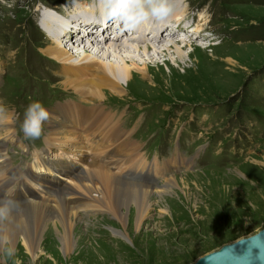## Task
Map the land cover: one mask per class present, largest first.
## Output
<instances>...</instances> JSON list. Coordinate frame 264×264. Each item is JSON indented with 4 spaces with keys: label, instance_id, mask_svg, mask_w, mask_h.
I'll return each instance as SVG.
<instances>
[{
    "label": "rangeland",
    "instance_id": "374dc122",
    "mask_svg": "<svg viewBox=\"0 0 264 264\" xmlns=\"http://www.w3.org/2000/svg\"><path fill=\"white\" fill-rule=\"evenodd\" d=\"M77 1L79 8L85 9L81 6L83 0ZM68 2L67 9L76 0H0V77L4 74L0 91V108L3 109L0 112V143L6 146L9 165L23 171L24 187L33 191H36L33 180L26 176L32 170L39 179H55L60 189L73 184L71 177L34 167L32 152L48 148L49 129L52 128L44 121L38 139L26 138L22 123L27 107L39 102L50 112L51 108L67 101L81 100L89 104L90 100L81 98L73 88H64L62 66L42 54L52 44L47 43L49 38L40 26V12L45 7L60 11ZM167 3L172 7L169 15L161 20L154 17L146 20L143 24L151 25L152 33L143 34L140 29L136 36L143 40L135 39V43H151V36H156L163 23L180 22L183 18L184 22L202 26L207 35L213 37L205 34L199 39L187 37L188 43L185 41V45H181L179 42L184 38L176 36L166 41L162 33L160 37L164 39L153 46L160 45L162 49L158 50L165 51L166 47L176 45L184 53L183 62L177 59L174 49L163 53H154L152 49L146 55L138 51L142 48H130L131 51L121 52L118 58L110 56L107 59L117 63L121 58L135 60L147 64L150 71L151 80L138 77L137 84L127 89L124 96L113 97V92L108 90V98L99 102L106 111L113 110L112 114L121 116L116 125L122 128L124 136L128 133L135 140V149L123 152L126 156L111 163L114 155L105 154L112 148L120 149L118 140L112 137L115 121L107 123L96 116L95 122L89 123L92 125L89 134L81 133L75 139H64L58 144L53 142L47 158L56 159L61 155L67 160L66 154L56 149L64 141L72 142L75 145L69 150L75 155H83L84 159L88 158L84 156L87 154L91 158L88 161L94 158L100 166L125 180L153 184L156 192L162 191L168 180L176 178L177 185H172L174 190L170 188L161 196L166 199L161 207L156 202L159 198L153 200L151 214L140 230H132L128 220L125 229L117 218L105 216L103 210L86 213L79 209L78 215L83 220H77L76 240L67 254L47 246L43 254L48 253L51 258L33 259L22 254L20 260H24V264H194L201 257L264 229V171L259 169L264 165V0H167ZM83 21L93 24L88 19ZM119 26L122 42L131 33L128 34L121 24ZM78 34L81 31L75 37ZM70 42L75 44V40L70 39ZM97 44L106 50L113 42L106 39ZM82 47L71 50L73 56H78ZM18 52L20 56H16ZM213 52L215 56L211 57ZM190 53L194 54L192 60L188 57ZM229 57L234 59L235 65L226 62ZM166 119H172L169 127L165 126ZM8 121L19 141L15 136L11 139L5 135L3 123ZM62 123L75 128L74 123L65 120ZM95 123H98L96 129ZM173 143V149L178 148L186 155L180 152L182 156H177L176 151L173 156L169 155L166 148ZM77 146L82 149H75ZM189 155H195V161L187 158ZM180 157L195 164L188 169L186 164L176 166ZM167 160L168 167L163 163ZM171 166L174 167L169 168ZM85 167L86 164L82 169ZM259 176L262 177L259 179ZM11 177L10 183L3 184H12L11 189L17 190L19 185L13 182L16 177ZM182 181H186L187 189L181 185ZM47 188L43 184L37 194L48 198ZM183 190L187 191V196L195 198L192 203L183 202ZM91 196L95 198L97 193ZM22 201L7 200L14 208L23 207L19 205ZM124 211L129 215V208ZM114 230L119 233H113ZM15 248L21 250L19 242ZM15 250L7 245L1 248L0 264H18L14 260L17 258Z\"/></svg>",
    "mask_w": 264,
    "mask_h": 264
},
{
    "label": "bare ground",
    "instance_id": "6f19581e",
    "mask_svg": "<svg viewBox=\"0 0 264 264\" xmlns=\"http://www.w3.org/2000/svg\"><path fill=\"white\" fill-rule=\"evenodd\" d=\"M77 2L78 1L76 0V3ZM89 2L92 1L90 0ZM89 2L86 1V3ZM79 5H80L79 3H77L76 6L73 5L72 7L67 9L66 13L65 11H62V13L65 14H63L62 17L63 22H60L58 27L54 25L52 20H44L40 24L44 32V35H46L49 38V41L47 43H49V45L52 44V46L46 48L45 51H42L43 52L42 54H44L50 60H53L54 62L56 61L58 64L62 66L64 75L62 73L61 74L63 75L64 88H68V87L73 88L75 92L79 94V96L81 95V98L85 97L87 99H90L91 101L90 100L87 101L89 104L83 102L84 104L88 105V107L84 106V108H77L75 113L65 114L69 105L63 106V104H60L55 108H51L50 112H48L49 118L46 120V122L48 124V127L50 124L52 128L49 129L48 136L50 137V141L48 140L49 141L48 148L42 150L43 152H37V154L35 155L34 166L40 171L43 168L44 169L46 168L47 171H50V168L52 167L53 168V171H51L52 173L58 172V171H54L55 165L50 166L49 161L46 160L45 157L40 156V154L42 153L49 152V148L52 147L51 142H55L58 144V142H62L64 139H66L67 141L69 140V138L75 139L74 137L76 138L79 137L80 133L77 129L70 127L69 126L70 124L65 125L62 123L63 122L62 119L64 118L70 119L71 122L74 124H85L91 119H93L95 115L99 119L100 118H103V120L105 119L107 123H110L111 121H115L114 122L115 124L111 128L112 137L113 139L118 140L120 149L116 148L115 153L113 154L114 156L110 160L112 161L111 163H117L119 161L115 162L116 159L119 160L120 157L126 156V154H124L123 152H127L129 149L130 150L135 149L136 143L133 142L135 140L131 139L130 134L128 133L125 134L124 136V132L123 130H121L122 128L116 125V123H118L121 120L120 119L121 116H118L117 114H112L113 110L111 113L106 111L105 108L102 105H100L101 103L100 99L108 98L107 96L108 94L106 93V91L108 90L114 93L111 94V96L113 97L117 95L118 97L124 96V94L127 93L128 91L127 89L137 84L135 83L136 78L138 79V77H141V79L144 80H151L150 71L147 64L144 63L140 64L135 60L128 61L125 58H121V60L118 63L115 61H107V59H109L110 56L114 58H118V55L121 52L125 53L127 51H131L130 48H133L135 50L137 48H142V49H138V51L146 53V55L152 49L153 51H155L154 53L156 52L163 53V52H167L168 49H174V52L176 53L178 60L183 62L185 58L183 51L179 47L177 48L176 45L166 47L164 49L165 51H159L160 49H162L160 45L158 47L153 46V42L158 43L159 39H164L163 37L161 38L160 35L163 33V36H165L166 34L165 32L169 31V28L167 26L170 22L163 23L164 25L160 27L156 36L155 37L151 36L152 44L151 43L148 44L146 42H144V44L138 42L135 43L133 41L134 44H131L130 46H126L128 49L125 50L124 46L122 45L120 35H116L117 39L113 40L112 41L113 44H111L105 50L102 49L103 47H100V45L97 44L100 38H96L95 34H90L87 37H90V39H93L94 41H92L93 43L90 42L87 46L85 45L87 41V37L82 34L84 27H81V25L83 26L85 24V26L87 25L96 26L95 23L97 21L92 17L86 18L84 16H81L80 13L78 12L79 9L74 10L77 7L79 8ZM81 6H83L85 10L87 9L94 14L95 12L94 8L85 7L84 5H82V2H81ZM72 11H75V14L73 17H71V19H69L67 16H69ZM83 19H88L93 24L88 23V21L86 23L85 21H83ZM69 21H72L73 24L76 25L79 24L78 28L75 30L73 29L71 32H68L66 29L64 30L63 38H62L63 41L69 42L70 39H72L73 41L75 40V44H72L70 42L69 45L70 49L68 47L66 48L63 42L60 39H58L60 29L63 30L67 25H70L72 27L74 26ZM179 21L180 24L178 27H183V29H185L187 27V24L185 26H182L185 23L184 18ZM174 22H177L176 25H178L179 23L177 20L172 21V23ZM113 24H115V22H113ZM113 24L107 28L109 32L106 31L107 29H101L100 32L102 33V35L99 36H103V38L106 40L107 38H109V34H113V32L119 34L120 27L116 31H112ZM150 26H146L143 24L142 27L135 30H131L130 36H133L138 41H141L143 40V38H137L136 32L138 33L141 29L143 34L145 32H149L150 34L152 33V26L151 28H149ZM196 27L197 28L194 30L196 34H191L190 37L194 39H199L201 38L199 37L201 35H199L198 33L203 34L202 33L203 27L200 25H196ZM79 31H81V34H78L75 37V34H77ZM176 36H178V34L173 33L169 37V39L166 38L165 39L167 41L170 40L171 38H176ZM185 41L188 43V39L181 40V42L179 43H181L182 45L184 44ZM78 43L80 44L78 45ZM145 44L147 46L143 48V45ZM219 44L217 46H219ZM80 45L83 46L85 45V46L82 47L78 56H73V52L71 53V50L78 49ZM90 51L92 52L94 51V53H91ZM215 53L216 52H213L212 55L210 54L211 57H214ZM16 56H20V53L19 52L16 53ZM193 56L194 54L190 53L188 57L190 60H192ZM226 62L230 65H235V61L231 57H229L226 60ZM89 105L92 106L89 107ZM139 105L140 104H137V106L140 108ZM53 110H55L56 112H54ZM63 114H65V116H63ZM97 124L95 123L94 125L95 129L97 128ZM99 125L98 127H100ZM3 126L6 127V129L4 128L5 135H7L8 138L13 139L16 133L13 134V131L10 128V122L8 121L5 124L3 123ZM87 134L89 133L87 132ZM91 135L96 136L95 134H91ZM92 136H90V138H95ZM63 143L66 142L64 141ZM78 148L82 149V147L80 146L75 147V149ZM7 155L8 154H7L6 146L3 143L2 144L0 143V209H2V212H0V249L7 245L9 246V248L10 246H12V248H14L15 250L16 249L15 246L19 242V247L21 248V250H17L18 249L17 248L14 251V255L17 257L14 260H17L18 264H24V260L23 261L20 260L22 254H24L26 257L28 256L33 259H37V258L42 259V257L51 258L52 256L49 255L48 253L43 254V250H45L47 246L52 247L53 249L56 250L60 249L67 254V250L70 247H72L73 242L76 240L74 229L79 224L77 220H79V222L83 220L78 215L79 209H81V211L86 213L88 211L103 210V212L105 211V213L107 214L105 216L109 215L117 218L118 223L121 226H123L125 229L128 223L129 225L130 224L132 225V230L135 229L140 230L144 226L146 218L151 214L153 200L159 198L157 199L156 202L159 205V207H161L162 206L161 203L164 204L166 200L164 198L161 199V196L166 194L170 188L174 190L172 185L174 186L177 185L176 178H174L168 180L169 181L168 184L163 185L162 191L156 192L154 191V188L156 187L153 184L136 183V182H131L129 180H125L119 174H116L115 172L111 170H107L102 166H100V164L96 163V160L94 158H92V160L90 161H88L89 158H84V159L80 158V161L86 164V167L84 170L82 168L77 169L78 171L77 172L75 171L71 175L70 181L73 184L72 187L70 188L63 187V189H60L59 185H57L56 186L57 188L54 187L50 189V195L47 196L48 198H41L40 196V197H33L31 199H29V197L27 196H24L25 192L19 190V193H15V195L22 196L26 202L20 200L23 203L21 202L19 205L20 206L24 205V206L20 208H14V207H10L12 206V204L7 202V197L5 195V192L9 188L10 184L9 185L3 184L9 182V179L7 177L6 178L4 177L6 176V174L9 173V171L7 170V166L9 165L10 161L7 159ZM56 165H60L63 168L67 167L66 165L63 164H56ZM263 166L264 165H261V167H259L261 172L264 171ZM261 177L259 176V179ZM18 181H22V180L19 179ZM184 182L186 181H182L181 185L185 186V188L187 189L186 183ZM195 185L197 186L198 184L196 183ZM168 186L169 188H167ZM204 189L207 188H203V190ZM10 192L13 193L12 191ZM94 192L97 193V197L95 198L91 196V194ZM202 193L204 192L202 191ZM182 194H183V198L181 199L183 200L184 203L187 202L190 204L195 200L194 197L187 196L188 195L187 191L183 190ZM128 208H129V215L126 213V211H124ZM97 218L98 217H96V219ZM127 220L128 222L126 223ZM99 222H101V219H99ZM113 233H119V232L117 230H114ZM120 234H122V232ZM13 258L15 257L13 256Z\"/></svg>",
    "mask_w": 264,
    "mask_h": 264
},
{
    "label": "clouds",
    "instance_id": "9594fccd",
    "mask_svg": "<svg viewBox=\"0 0 264 264\" xmlns=\"http://www.w3.org/2000/svg\"><path fill=\"white\" fill-rule=\"evenodd\" d=\"M97 8L103 19L119 23L129 31L135 30L152 17L164 19L172 10L167 0H97ZM48 118V111L39 102L30 104L22 123L24 136L38 139L43 132V122Z\"/></svg>",
    "mask_w": 264,
    "mask_h": 264
},
{
    "label": "water",
    "instance_id": "95a60500",
    "mask_svg": "<svg viewBox=\"0 0 264 264\" xmlns=\"http://www.w3.org/2000/svg\"><path fill=\"white\" fill-rule=\"evenodd\" d=\"M194 264H264V229L205 255Z\"/></svg>",
    "mask_w": 264,
    "mask_h": 264
}]
</instances>
